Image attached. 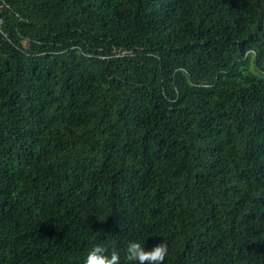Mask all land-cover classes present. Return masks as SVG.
I'll return each mask as SVG.
<instances>
[{"label": "trees", "instance_id": "obj_1", "mask_svg": "<svg viewBox=\"0 0 264 264\" xmlns=\"http://www.w3.org/2000/svg\"><path fill=\"white\" fill-rule=\"evenodd\" d=\"M0 264H264V0H0Z\"/></svg>", "mask_w": 264, "mask_h": 264}, {"label": "clouds", "instance_id": "obj_2", "mask_svg": "<svg viewBox=\"0 0 264 264\" xmlns=\"http://www.w3.org/2000/svg\"><path fill=\"white\" fill-rule=\"evenodd\" d=\"M125 259L130 264H164L169 255L165 241L154 245L150 250L137 241H130L125 249ZM84 264H122L118 251L108 253L102 244H96L85 257Z\"/></svg>", "mask_w": 264, "mask_h": 264}, {"label": "built area", "instance_id": "obj_3", "mask_svg": "<svg viewBox=\"0 0 264 264\" xmlns=\"http://www.w3.org/2000/svg\"><path fill=\"white\" fill-rule=\"evenodd\" d=\"M3 25H4V20H3L2 18H0V31H1V32H4V27H3Z\"/></svg>", "mask_w": 264, "mask_h": 264}]
</instances>
